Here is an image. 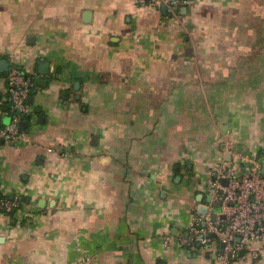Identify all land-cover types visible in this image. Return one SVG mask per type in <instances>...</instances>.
<instances>
[{
  "label": "crops",
  "instance_id": "obj_1",
  "mask_svg": "<svg viewBox=\"0 0 264 264\" xmlns=\"http://www.w3.org/2000/svg\"><path fill=\"white\" fill-rule=\"evenodd\" d=\"M161 7L0 0V60L35 86L28 142L0 145V196L34 216L0 215V264H216L161 237L228 150L264 152V0H190L184 29Z\"/></svg>",
  "mask_w": 264,
  "mask_h": 264
},
{
  "label": "built area",
  "instance_id": "obj_2",
  "mask_svg": "<svg viewBox=\"0 0 264 264\" xmlns=\"http://www.w3.org/2000/svg\"><path fill=\"white\" fill-rule=\"evenodd\" d=\"M189 1L134 0V5L155 9L165 5L171 22L184 29L179 24V7L188 5ZM8 64L9 69L3 75L4 101L8 109L3 117L9 119V124L4 125L0 117V145L22 146L28 142V137L18 125L22 121L32 122L34 118L32 108L26 103L35 88L34 73L12 57ZM228 153L230 158L226 160L223 156L215 162L207 170L208 180L197 185L200 195L210 200L196 202L185 236L161 237L164 249L176 247L189 253H208L215 257L216 264H245L264 255V174H260L264 152L257 157L236 149ZM216 203H220V210L215 212L213 220ZM200 208H204L205 213H200ZM15 214L24 219L34 216L18 197L0 196V215L12 217Z\"/></svg>",
  "mask_w": 264,
  "mask_h": 264
},
{
  "label": "water",
  "instance_id": "obj_3",
  "mask_svg": "<svg viewBox=\"0 0 264 264\" xmlns=\"http://www.w3.org/2000/svg\"><path fill=\"white\" fill-rule=\"evenodd\" d=\"M171 1H174V0H171ZM161 9H162V12L165 13V11H166L165 5H162ZM48 67H49V65L46 62L39 63L38 64V74L40 76H42V77H47L48 76ZM8 69H9L8 62L5 61V60H0V74L6 73L8 71ZM46 84H47V81H45V80H40L39 84L37 83L38 86L40 85L42 87L46 86ZM26 103H27L28 106H31V103H32V97L31 96H29L27 98ZM7 109H8L7 105H4L3 108H2L3 111H7ZM35 112L38 113V110L35 109ZM3 123H4V125H8L9 124V119L8 118H4ZM27 126H28V122L22 121L21 123H19L18 128H19V130L21 132H23V131L26 130ZM260 174H264V163L261 166ZM223 184L226 185L227 182L223 181ZM12 198L13 197H10V199H12ZM202 198H203V196L199 195V198L197 200L201 201ZM206 200L209 201L210 199L207 197ZM219 210H220V203H216L214 205V213L212 214V219L213 220L215 219V216H216L215 212H218ZM199 211H200V213H205V209L204 208H200ZM211 237H214V235H211ZM221 248H223V245H221Z\"/></svg>",
  "mask_w": 264,
  "mask_h": 264
},
{
  "label": "trees",
  "instance_id": "obj_4",
  "mask_svg": "<svg viewBox=\"0 0 264 264\" xmlns=\"http://www.w3.org/2000/svg\"><path fill=\"white\" fill-rule=\"evenodd\" d=\"M67 96H68V94H67V93H63V96H62V97H63L64 99H66V98H67ZM260 154H261V153H260ZM260 154H255V155H254V156H252V157H257V156H259ZM22 200H23V199H22ZM22 200H20V201H21V203H23V202H22Z\"/></svg>",
  "mask_w": 264,
  "mask_h": 264
}]
</instances>
